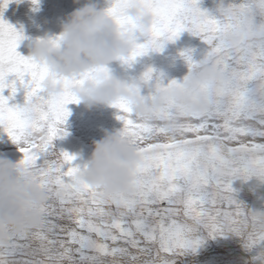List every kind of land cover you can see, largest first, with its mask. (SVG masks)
<instances>
[{"label":"snow or ice","instance_id":"snow-or-ice-1","mask_svg":"<svg viewBox=\"0 0 264 264\" xmlns=\"http://www.w3.org/2000/svg\"><path fill=\"white\" fill-rule=\"evenodd\" d=\"M12 2L0 0V126L22 153L19 167L47 194L48 204L39 229L0 245V264H177L205 237L228 235L239 237L252 254L248 264H264V213L247 210L233 188L235 180L264 181V0L221 6L219 18L202 11L201 0H134L153 19L147 38L123 14L133 0H111L106 14L133 40L122 58L125 65L189 32L208 51L200 62L191 51L181 53L190 70L184 81L201 65L227 81L221 94L204 90L209 110L203 114L168 104L155 119L143 121L127 101L111 105L124 125L120 134L138 145L142 156L132 194L116 198L81 183L77 157L55 145L69 135L68 105L79 104L72 89L110 70L55 77L64 91L49 95L45 83L51 70L17 51L24 36L2 18ZM61 39H55L57 46ZM136 82L149 87L148 99L181 86L176 80L165 86L152 69ZM17 84L25 89V103L10 107Z\"/></svg>","mask_w":264,"mask_h":264},{"label":"clouds","instance_id":"clouds-1","mask_svg":"<svg viewBox=\"0 0 264 264\" xmlns=\"http://www.w3.org/2000/svg\"><path fill=\"white\" fill-rule=\"evenodd\" d=\"M75 3L79 5L81 0H75ZM123 14L145 38L150 35L153 19L140 4L133 0L125 6ZM58 37H62L59 46L54 42L57 37L37 39L28 56L51 70L52 78L45 83L49 95H61L64 91L55 77L74 78L90 69L108 68L126 58L133 48L132 38L92 0H87L68 16ZM226 40L236 43L233 35L226 36ZM226 84V79L213 67L201 65L180 87L170 88L155 99L141 95V91H137L141 88L138 82L129 83L111 72L72 89V94L88 109L127 101L137 119L150 121L168 104L179 106L188 113L203 114L209 110L204 90L212 88L221 94ZM141 161L138 145L120 132L106 133L101 140L94 141V151L78 179L98 189L105 198L128 196L132 194L136 168ZM47 204V194L18 163L0 158V245L24 232L39 229L43 220L41 210Z\"/></svg>","mask_w":264,"mask_h":264},{"label":"rangeland","instance_id":"rangeland-1","mask_svg":"<svg viewBox=\"0 0 264 264\" xmlns=\"http://www.w3.org/2000/svg\"><path fill=\"white\" fill-rule=\"evenodd\" d=\"M61 1L39 0L38 4H34L33 0H15V2H12L8 5L6 10H3V20L12 25L13 27L17 25L14 28L16 29V27H19V29L17 28L16 30L22 33V35L24 36V39L21 41L20 46L17 49V51L21 55L25 57L29 56L30 48L36 42L35 39L37 40L45 37H58L62 32V26L66 22L69 13H72L76 8L81 7L83 5L82 3L87 2V0H81V3L78 5L75 3V0ZM92 3L96 4L99 10L101 9L105 12L111 7V0H92ZM234 3H239V0H201L200 8L202 11H207L212 16L219 18V9L221 8V6H224L226 8ZM0 8H2V4H0ZM144 40L145 38L142 37L139 42L143 43ZM175 42L176 43H167L164 46L163 50L160 52L150 51L147 55L138 58V63L137 61L135 62V64L137 63L136 65L133 64L131 67H129L125 65L122 61H117L110 64L108 66V69L114 76L122 78L123 80L129 83L139 81L143 74L149 69L154 70L155 75L163 76V83L165 86L172 80H176L179 83H183L184 79L189 75L190 70L187 62L182 57L181 53L185 51H191L193 60L196 62H200L204 59L207 54L208 45H206L199 37L190 35L189 32L182 33L179 39H177ZM184 42L186 44H184ZM191 42L193 43L191 44ZM178 50L179 52L177 53ZM169 60L171 62H169ZM167 64L168 66H166ZM169 65H171L172 67ZM13 79L14 77H9V82H11ZM17 88L18 92L16 96L9 100L10 107L23 106L25 103V89L19 84H17ZM151 91L154 92V88ZM3 94L5 97H9L11 95V90L6 89ZM149 94V87L142 86L141 95L147 97ZM68 109L71 112V115L69 116L67 123L64 127L69 133V135H67L63 139L57 140V143L55 142L56 150L66 151L69 154L76 156L77 159L74 161V164L79 165L81 169H84L87 166L88 161L90 160L91 155L94 151V141L101 140L106 133L115 134L116 132H120L123 129L124 125L123 122L118 119V116L120 115L118 110L111 106H97L93 107L92 109H88L84 104H70L68 105ZM10 141L11 139L4 131L3 126H0V158H7L13 163H18L22 159V153L20 152L19 147L12 141V145H10ZM233 188L236 191L237 200L242 202L246 206L247 210L251 212L264 213V181L256 177H253L247 181L235 180L233 183ZM232 237L233 242L228 245H221L229 243V240L227 238H215L216 240L214 242L220 243V245L217 244L218 246H215V249L220 247L218 248L220 251L218 250L217 252H221L222 249L225 250L226 246L233 247V245L235 246L234 252L238 250L241 251V246L244 247L243 242L238 241L237 238L239 237H236L235 235H232ZM212 243L213 241H209L207 247L205 246L204 248H211L214 251V247H211L213 246ZM208 245L210 247H208ZM213 251L211 250L207 252L210 253ZM222 253H224V251H222ZM249 254L250 257H252V254ZM214 256L219 255H213L212 257ZM234 256L235 253H232L227 255L224 254L223 257L218 258H222L225 261L229 258H234ZM193 257L195 259L199 258L198 254L189 253L188 255H185L183 257V263L181 262L180 264H191L192 262H194V260H192L194 259ZM208 257L211 256H207L206 259ZM189 259H191L192 262H189ZM229 264L243 263L234 261Z\"/></svg>","mask_w":264,"mask_h":264},{"label":"bare ground","instance_id":"bare-ground-1","mask_svg":"<svg viewBox=\"0 0 264 264\" xmlns=\"http://www.w3.org/2000/svg\"><path fill=\"white\" fill-rule=\"evenodd\" d=\"M61 1V0H60ZM61 2H63V1H61ZM84 2V1H83ZM231 2V1H230ZM226 3V2H225ZM62 4H64V3H62ZM61 4V5H62ZM82 4H84V3H82ZM221 4V3H220ZM107 5H108V3H107ZM223 5V4H222ZM229 5V4H228ZM21 6V5H20ZM83 6V5H82ZM203 6V5H202ZM224 7V6H223ZM65 8V7H64ZM101 10V9H100ZM215 10H216V8H215ZM70 12V11H69ZM35 13V12H34ZM71 13H69V15H70ZM218 14V13H217ZM32 18H34V17H32ZM19 21V20H18ZM32 21V20H31ZM29 22H30V19H29ZM33 22V21H32ZM18 23H20V22H18ZM38 23V22H37ZM15 25V24H14ZM22 25V24H21ZM15 26H17V25H15ZM14 26V27H15ZM20 26V25H19ZM25 26V25H24ZM19 29V27H16V29ZM21 28V27H20ZM51 29V28H50ZM186 34V33H185ZM191 35V34H190ZM186 36H188V35H186ZM185 36V37H186ZM38 37V36H37ZM31 39V38H30ZM192 40V39H191ZM35 41H36V39H35ZM184 41V40H183ZM190 42V41H189ZM174 43H176V42H174ZM181 43V42H180ZM180 43H178V44H180ZM193 42H191V44H192ZM183 44V43H182ZM181 44V45H182ZM184 44H186L185 42H184ZM190 44V45H191ZM196 44V43H195ZM189 45V46H190ZM197 45V44H196ZM27 46V45H26ZM168 46V45H167ZM172 46H173V43H172ZM187 47V46H186ZM166 48V47H165ZM174 52V51H173ZM175 52H176V50H175ZM174 52V53H175ZM179 52V50L177 51V53ZM156 53V52H155ZM170 53V52H169ZM177 55V54H176ZM174 56V55H173ZM156 57V56H155ZM145 60V59H144ZM143 60V61H144ZM175 60V59H174ZM176 61V60H175ZM179 61H181V60H179ZM168 62V61H167ZM169 62H171L170 60H169ZM174 62V61H173ZM137 63H138V61H137ZM136 63V64H137ZM135 64V63H134ZM135 64V65H136ZM171 64V63H170ZM175 64V63H174ZM173 64V65H174ZM144 66V65H143ZM166 66H168V64L166 65ZM169 66H171V65H169ZM172 67V66H171ZM170 70V69H169ZM164 71V70H163ZM166 71H167V69H166ZM124 77V76H123ZM122 79V78H121ZM107 107V106H106ZM106 110V109H105ZM107 110H108V108H107ZM117 111V110H116ZM81 112V111H80ZM99 112V111H98ZM107 112H109V111H107ZM105 113V112H104ZM100 117V116H99ZM93 118V117H92ZM114 118V117H113ZM116 120V119H115ZM111 122V121H110ZM113 122V121H112ZM85 124V123H84ZM90 124V123H89ZM110 125V124H109ZM113 126V125H112ZM117 127V126H116ZM113 128V127H112ZM108 129V128H107ZM112 130V129H111ZM103 133V132H102ZM104 134V133H103ZM114 134V133H113ZM57 143V142H56ZM10 145H12L11 144V141H10ZM8 147H9V145H8ZM205 238H207V239H204V243L202 244V246L200 247V248H198L197 249V251L195 252L196 254H198V256H199V260L198 259H195L194 257H196V256H194L193 258L194 259H192V260H194V262H192V260L191 259H189V262H192L191 264H229V263H232V262H234V261H237V262H242L243 264H248V262L251 260V257H250V254H249V252H247L245 249H243L244 247L243 246H241V248H242V250L240 251V250H238V251H236V252H234L235 250H234V248H235V246L233 245V244H235V243H233L232 245H233V247H228V246H226V248H225V250L224 249H222V251H224V253H222V251L221 252H217L219 249L218 248H220V247H218V248H216L215 249V246H218L217 244H219L220 245V243H217V242H214L216 239H212V238H208V237H205ZM220 239L221 238H224V237H219ZM225 238H227L228 240H229V243H227V244H221V245H228V244H231L233 241H232V235H228L227 237H225ZM236 239V238H235ZM238 239V241H242L240 238H237ZM209 241H213V246H211L212 248L214 247V251H213V249H211L213 252H210V253H208L209 251H211L210 249H207V248H204L205 246L207 247V244L209 243ZM236 241V240H235ZM237 243V242H236ZM208 247H210L209 245H208ZM238 247V246H237ZM236 247V248H237ZM240 247V246H239ZM222 248V247H221ZM224 248V247H223ZM245 250V251H244ZM208 251V252H207ZM220 251V250H219ZM230 252V253H229ZM208 253V254H207ZM232 253H235V256H234V258H229L228 260H225L224 261V259H222V258H218V257H223V255L225 254V255H227V254H232ZM213 255H219V256H214V257H212ZM204 256V257H203ZM207 256H211V257H208L207 259H206V257ZM189 258V257H188ZM192 258V257H191ZM183 261V257L182 258H180L179 260H178V262H177V264H180L181 262ZM183 263V262H182ZM187 263V262H186ZM185 264V263H184Z\"/></svg>","mask_w":264,"mask_h":264}]
</instances>
